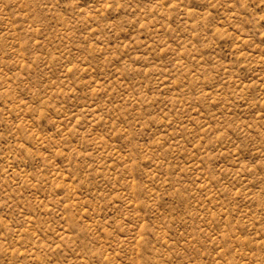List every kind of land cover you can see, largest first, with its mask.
I'll list each match as a JSON object with an SVG mask.
<instances>
[{
  "label": "rangeland",
  "instance_id": "1",
  "mask_svg": "<svg viewBox=\"0 0 264 264\" xmlns=\"http://www.w3.org/2000/svg\"><path fill=\"white\" fill-rule=\"evenodd\" d=\"M0 264H264V0H0Z\"/></svg>",
  "mask_w": 264,
  "mask_h": 264
}]
</instances>
